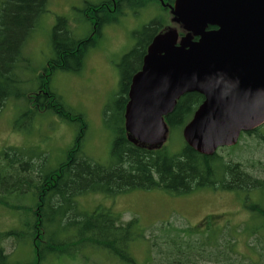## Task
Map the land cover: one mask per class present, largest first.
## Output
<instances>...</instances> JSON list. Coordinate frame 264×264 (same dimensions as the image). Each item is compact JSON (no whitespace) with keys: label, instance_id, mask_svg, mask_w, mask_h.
<instances>
[{"label":"trees","instance_id":"trees-1","mask_svg":"<svg viewBox=\"0 0 264 264\" xmlns=\"http://www.w3.org/2000/svg\"><path fill=\"white\" fill-rule=\"evenodd\" d=\"M155 1L166 16H158L144 25L141 38L123 55L116 98L112 106L104 109V115L109 114L113 123V137L104 160L84 151L89 130L85 114L65 103L51 85L52 75L56 70H81L89 47L96 45L102 34V27L118 23L126 9L146 7L148 0L86 3L83 12L90 30L84 37L76 38L63 17L53 26V55L39 69L34 86L18 94L24 109L15 122L27 116L31 123L33 116L48 112L75 122L78 128L63 159L53 166L37 163L38 157L30 149L10 146L0 151V206L17 210L20 221L18 226L0 231V264H44L49 258L74 257L90 247L133 264L130 244L140 239L150 244L148 251L152 261L153 252L156 253L157 259L152 264H259L233 247L229 231L196 232L186 221L184 227L167 226L149 239L136 217L123 221L121 213L110 206H97L89 212L78 208L77 197L88 193L101 192L114 197L132 189L161 188L170 194L182 195L204 187L234 190L235 184L244 183L241 164L225 159L217 151L202 154L184 139L179 151L172 149V135L176 130L182 133L191 120L204 99L200 93L187 92L176 100L174 109L165 117L168 141L150 146L128 136L124 124L128 90L133 74L141 68L148 44L168 27L177 28L180 35L185 33L181 25L172 21L169 4L173 0ZM48 3L49 0L0 1V109L9 96L10 79L14 78L15 71L17 73L27 43L47 11ZM25 196L29 198L26 205L13 201ZM260 211L254 212L256 221L264 220V211ZM262 231L264 226L249 230L256 235ZM6 240H13V246L26 244L30 248L29 257L11 261V252L3 247ZM253 242L258 245L257 238ZM246 246L257 252L248 241Z\"/></svg>","mask_w":264,"mask_h":264},{"label":"rangeland","instance_id":"rangeland-1","mask_svg":"<svg viewBox=\"0 0 264 264\" xmlns=\"http://www.w3.org/2000/svg\"><path fill=\"white\" fill-rule=\"evenodd\" d=\"M100 1L49 0L47 11L42 15L38 27L27 43L26 56L23 55L17 73L15 71L14 78L10 79L9 96L0 109V151L10 146L30 149L38 157L37 163H46L50 166L63 159L65 150L75 137L77 124L59 119L48 112L46 115L42 113L33 116L31 123L27 116L15 122L24 109L22 97L18 94L34 86L39 69L52 57V28L58 19L62 17L66 19L67 28L76 38L84 37L90 30L87 15L85 16L83 12L84 5ZM131 1L134 3L139 0ZM134 9H126L118 23L102 27V34L96 45L89 47L81 70L77 72L56 70L52 75L51 85L60 93L65 103L85 114L89 130L84 151L100 160L107 158L113 137L112 119L109 114L104 115V109L107 105L112 106L116 98L121 59L141 38L140 31L144 25L158 16H166L162 6L155 0H148L144 8ZM171 143L172 149L179 151L183 145L180 130L173 133ZM217 152L225 159L244 162L251 158H264V144L256 136H242L236 145L220 147ZM28 199V196H25L20 201L16 199L13 201L24 202L26 205ZM76 200L82 212H89L97 206H110L121 213L123 221L136 217L149 239L152 238V234L159 235L167 226L191 225L196 232L229 231L233 247L237 251L251 256H247L251 261L264 264V231L263 235L249 232L263 224L255 220L251 207L240 209L236 206L238 201H242V197H238L237 201L235 192L230 190L204 187L188 194L174 195L161 188L132 189L114 197L101 192L88 193L77 197ZM18 214L17 210L0 206V231L18 226L20 224ZM209 216L211 218L202 223ZM186 221L189 224L185 225ZM255 238L258 239V245L253 242ZM247 241L257 252L246 246ZM13 244V240L3 242L5 251L11 252L10 260H26L30 255V248L22 243L15 246ZM149 247L150 244L144 239L130 244L129 251L134 259L133 264H152L157 259L156 253L153 252L155 259L152 261ZM44 264L132 263L122 262L105 250L90 247L74 257L61 255L49 258Z\"/></svg>","mask_w":264,"mask_h":264},{"label":"water","instance_id":"water-1","mask_svg":"<svg viewBox=\"0 0 264 264\" xmlns=\"http://www.w3.org/2000/svg\"><path fill=\"white\" fill-rule=\"evenodd\" d=\"M169 9L186 32L168 27L148 44L128 90L125 129L161 145L176 100L197 92L204 99L182 136L211 155L264 123V0H173Z\"/></svg>","mask_w":264,"mask_h":264},{"label":"flooded vegetation","instance_id":"flooded-vegetation-1","mask_svg":"<svg viewBox=\"0 0 264 264\" xmlns=\"http://www.w3.org/2000/svg\"><path fill=\"white\" fill-rule=\"evenodd\" d=\"M261 127H264V123L250 131H241L237 142L233 145H236L242 136H256L264 144V129H262ZM238 162L242 167L241 172L244 183L240 184V186H238V184H235V189L230 190L231 192H235L237 201L238 197H242V201H238L236 203V206H238L240 209H243L244 207L250 209L251 207L252 212H261L260 210L264 211V158H251L244 162ZM222 213H224V211ZM209 218H211V216L205 218L202 223ZM259 222H261L264 226V220Z\"/></svg>","mask_w":264,"mask_h":264},{"label":"bare ground","instance_id":"bare-ground-1","mask_svg":"<svg viewBox=\"0 0 264 264\" xmlns=\"http://www.w3.org/2000/svg\"><path fill=\"white\" fill-rule=\"evenodd\" d=\"M175 23V22H174ZM176 24H178V23H176ZM178 25H181V24H178ZM182 29H183V27H182ZM184 30V29H183ZM185 31V30H184ZM186 32V31H185Z\"/></svg>","mask_w":264,"mask_h":264}]
</instances>
